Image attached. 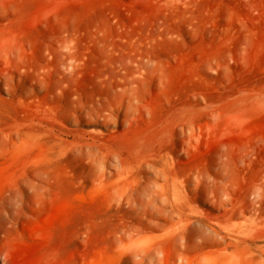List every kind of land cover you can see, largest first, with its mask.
Instances as JSON below:
<instances>
[{
	"label": "rangeland",
	"instance_id": "rangeland-1",
	"mask_svg": "<svg viewBox=\"0 0 264 264\" xmlns=\"http://www.w3.org/2000/svg\"><path fill=\"white\" fill-rule=\"evenodd\" d=\"M0 264H264V0H0Z\"/></svg>",
	"mask_w": 264,
	"mask_h": 264
},
{
	"label": "bare ground",
	"instance_id": "bare-ground-1",
	"mask_svg": "<svg viewBox=\"0 0 264 264\" xmlns=\"http://www.w3.org/2000/svg\"><path fill=\"white\" fill-rule=\"evenodd\" d=\"M194 129V128H193ZM154 200V199H153ZM13 206V205H12ZM14 207V206H13ZM12 208V207H11Z\"/></svg>",
	"mask_w": 264,
	"mask_h": 264
}]
</instances>
